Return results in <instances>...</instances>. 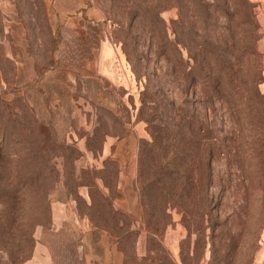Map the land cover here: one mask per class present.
I'll use <instances>...</instances> for the list:
<instances>
[{
  "label": "rangeland",
  "instance_id": "1",
  "mask_svg": "<svg viewBox=\"0 0 264 264\" xmlns=\"http://www.w3.org/2000/svg\"><path fill=\"white\" fill-rule=\"evenodd\" d=\"M155 1L160 26L148 22L142 0H82L79 10L101 17L128 83L119 89L120 106L95 107L93 126L67 139L40 130L26 110V50L36 76L52 64L62 26L54 2L0 0V264L28 262L54 200L68 202L93 228L114 226L118 234L122 225L127 264L146 256L149 236L159 244L150 255L163 258V251L176 264H253L264 233V111H250L247 99L257 73L264 94V0ZM189 117L220 145L210 169L211 222L190 233L175 208L145 210L146 184L164 157L156 147L172 149L152 131L174 130Z\"/></svg>",
  "mask_w": 264,
  "mask_h": 264
},
{
  "label": "crops",
  "instance_id": "2",
  "mask_svg": "<svg viewBox=\"0 0 264 264\" xmlns=\"http://www.w3.org/2000/svg\"><path fill=\"white\" fill-rule=\"evenodd\" d=\"M53 2L55 20L62 23L55 64L37 79L26 50V102L39 121L63 138L76 139V131L93 126L95 107L120 106L119 89L126 88L128 78L94 8L79 10L82 0ZM260 88L264 93V82ZM69 206L65 200L52 202L50 224L36 229L24 264H123L114 239L95 231ZM253 264H264V233Z\"/></svg>",
  "mask_w": 264,
  "mask_h": 264
},
{
  "label": "trees",
  "instance_id": "3",
  "mask_svg": "<svg viewBox=\"0 0 264 264\" xmlns=\"http://www.w3.org/2000/svg\"><path fill=\"white\" fill-rule=\"evenodd\" d=\"M243 2L246 4V2L248 3V0H242V3ZM154 6H157V1L142 0L141 11H143V13L150 12V20L148 22H150L152 26H155L156 23L159 24L162 22L158 14L159 10ZM59 37L60 34L58 31L53 43L54 48L59 41ZM54 64V60L52 59V64H50V66H54ZM209 72H212L210 68ZM43 73H40L37 79H39ZM191 76H193L192 73ZM258 76L259 74L257 73L256 75H252L250 78L251 87L247 102L250 111L261 115L260 111H264V94H262L258 89L257 85L260 82L258 80ZM144 98L145 93L143 91L142 103H145ZM26 110L31 113L30 117L37 123L40 130L44 126L52 129L49 125H46L33 116V111L27 102ZM10 116H14L13 121L16 120L14 119L16 117L14 113L9 112L7 118ZM158 120L161 122L160 118ZM151 121H154L153 118L150 119V122ZM152 123L154 124V122ZM191 124L193 128L190 129L189 126H191ZM184 127H187V129L184 130ZM152 132L154 133V137L161 135L163 138L167 139L170 142L172 149H167L169 145L164 147L159 144L156 147L164 148V157L160 161V165L157 167L156 172H154V176L151 181L146 184V213L152 210L157 203L162 205L161 210L166 209L167 206L175 208L179 213H181V222L190 233V229L192 227L195 226V228H199L197 225L201 224L202 226L205 220L208 221V223L211 222V208L209 205L210 199L208 198V190L211 185L210 169L214 151L217 147H220V145H216V136H214L212 131L209 129H205L203 124L196 117H189L186 120L184 118L177 124L174 130H168L165 125H159L156 126ZM1 138L3 140V136H1ZM205 145L206 147L204 148ZM259 146L262 152V148H264V138L260 140ZM178 148H185V150H183L182 154H180L175 151ZM159 151L161 150H158V152H155V149L152 150L153 153H156H154L156 156L160 154ZM188 152L192 154L189 155ZM146 154H149V151L146 150ZM37 179L38 176L35 177V180ZM68 191L69 185H66L65 192L67 195ZM90 196L92 199V205H97L98 199L95 197L93 192H90ZM99 198L102 204L107 206L108 210L113 215L125 216L124 218H126V215L112 209V205L108 198H104L102 195H100ZM93 225L95 230L103 229L102 227H105L103 230L117 239L118 249L124 254L123 264H127V252L124 245L126 241V230L122 227V225H118V234H116L114 226L112 229L107 226H102L100 228L94 223ZM147 241L146 256H143L141 259L136 258L132 261V264H176L171 260L169 255H166L163 251V258L160 255L156 257L151 256L150 252L153 251L151 245L155 248L159 246V244L157 242H153L152 236H149Z\"/></svg>",
  "mask_w": 264,
  "mask_h": 264
}]
</instances>
